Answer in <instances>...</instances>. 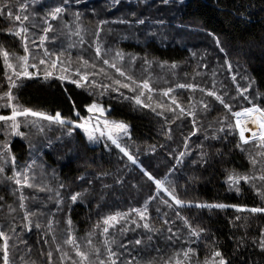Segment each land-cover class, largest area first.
<instances>
[{"label":"trees","instance_id":"obj_1","mask_svg":"<svg viewBox=\"0 0 264 264\" xmlns=\"http://www.w3.org/2000/svg\"><path fill=\"white\" fill-rule=\"evenodd\" d=\"M21 4L27 5L24 14L29 16V20L24 24L29 28L28 47L31 52L42 54L43 49L35 48L31 40L39 43L38 37L43 35V27H46L43 24L46 12L63 5L66 11L60 18H49L53 30L47 35L55 40L45 41L48 48L67 49L75 68L81 63L77 57L82 55L90 61L95 58V33L101 28L100 41L113 50L112 56L116 50L124 53V59H116L115 63L137 80L149 79L156 89L173 87L178 101L186 109L194 108L196 111L199 130L190 136L194 130L191 116L174 119L171 111L159 108L158 103L175 107L159 91L151 93L153 100L149 101L156 112L125 99L124 96L134 93L113 84L105 73H99V67L89 70L99 73L94 77L97 81L111 85L104 95H100L99 87L90 85L93 77H89L88 85L77 87L68 80L61 81L58 69L56 74L45 79L44 65L30 67V72L39 74L20 78L21 86L12 89L14 103L50 115L59 111L66 118L79 120L77 112L84 117L87 105L98 102L110 117L129 125L130 137L124 135L120 138L121 143L154 176L159 179L167 177L166 185L171 186L169 181H174L177 195L185 204L175 206L173 202V207H168L163 201H170V197L163 190L157 192L154 182L149 181L140 167L133 165L106 137L98 143H89L79 128L72 135H67V127L28 117L29 121L37 120L38 123L23 129L25 137L8 138L11 152L21 167L35 160L32 169L36 177L34 183L47 185L54 191L41 190L39 186L22 189L28 210L35 213L29 231L24 227L27 224L23 220L24 210L19 207V186L4 179L5 175H12L11 163L5 174L0 175V230L9 236L12 264H49V252L52 253V264H73L72 258L78 257H75L71 245L65 243L70 234L85 251L91 250L87 244L91 239V247L100 248L105 259L104 240L107 238L113 250L123 253L117 264H123L125 259L132 257L136 258V264H165L169 259L171 264H176V260H184L182 249L189 247L194 250L190 254V264H204L206 259H212L211 254L217 249L229 264H264V250L259 247L261 232H264V213L237 212L231 207H195L197 203L249 207L264 204L243 180L239 182V193L227 182V176L233 170L252 174L249 152L255 155L257 147L251 141L245 145L248 151L236 147L240 142L238 129L216 132L219 127L217 121L224 115H228L233 124L235 118L214 97L199 89L175 87L178 82H186L212 89L215 81V89L220 94H228L225 99L233 104V111L251 106L238 95V87L247 89L243 95L264 106V0H168L167 3L161 0H80L79 3L68 0L67 4L64 0H0V12L3 13L0 14V96L9 87L4 75L3 50L10 53L14 64L19 63L18 56L26 54L20 37L7 31L9 27H18L20 22L14 16L8 17L4 5H8L13 13H18ZM77 11L80 13L79 21L75 19ZM137 17L144 19L145 23L130 25L121 22L133 21ZM100 20L106 23L100 25ZM33 22L39 26L33 27ZM77 23L81 28L80 36L73 34ZM81 37L85 41L83 44L79 43ZM217 38L220 45L216 43ZM70 44L75 47L69 48ZM133 56L136 58L134 61ZM145 60L150 63L146 64ZM29 62H32L31 58ZM97 63L106 69L108 76L124 80L115 69L103 65L102 61ZM8 72L11 74L12 69ZM114 88H119V92L112 90ZM147 95L146 92L142 99L147 100ZM232 97L236 98L235 101L231 100ZM201 99L212 105L210 111L203 110ZM161 111L163 116L156 114ZM10 112L6 98L0 99V114ZM165 117L172 122L167 123ZM18 119L25 121L24 117ZM40 125H43V130ZM31 131L34 132L33 137L27 134ZM214 133L217 138H213ZM186 137L189 138L187 149L184 146ZM5 138L4 131L0 129V141ZM180 152H186V155L178 164L174 157ZM201 152L206 154L203 161ZM256 158L258 174L264 157ZM173 166L175 169L170 175L169 170ZM56 190L63 197L59 211L57 199L49 198L55 197ZM77 192L83 195L73 203L71 195ZM149 195L155 197L148 206L151 231L143 227L144 221H140L141 226L137 227L135 223L125 224L121 220L109 228L105 237L103 217L120 211L129 213L133 220H139L136 213L129 210L142 207ZM237 216L241 219H236ZM69 218L72 221L71 231ZM184 218L194 228L206 230L200 233L199 239L189 236ZM50 219L54 221L51 231L47 226ZM165 219L170 223L165 224ZM36 222L41 224L40 229L35 227ZM98 222L100 227H96ZM13 227L14 232L11 230ZM169 227L176 233L172 239L168 238L172 236ZM121 228L127 230L122 232ZM137 239H141L142 244L136 245ZM3 243V238H0V264H3ZM58 244L62 251L57 250ZM120 245L126 246L127 251Z\"/></svg>","mask_w":264,"mask_h":264},{"label":"snow or ice","instance_id":"obj_2","mask_svg":"<svg viewBox=\"0 0 264 264\" xmlns=\"http://www.w3.org/2000/svg\"><path fill=\"white\" fill-rule=\"evenodd\" d=\"M77 3L80 2V0H76ZM118 2V0H117ZM162 3H167L168 0H161ZM64 3L67 4L68 0H64ZM4 8L7 10L8 17L12 18L14 16V19L16 21H19L18 27H9L7 29L8 32L20 37V39L24 42V52L26 53L23 56H18V64H14L10 60V53L7 50H3V61L5 65V77L8 80V91L4 93L3 96H0V99L6 98V106L11 108L10 114H0V121L3 122L2 125H0V129L4 131L5 139L3 141H0V175L5 174L6 168L9 163H11L12 166V175L11 176H4V179L7 181L14 182L15 185L19 186L20 190V204L19 207L24 210V216L23 220L27 221V224L24 225L29 231H31L33 220L32 217L35 215V213L28 210L27 205L25 203L26 197L23 194L22 189L27 187H41V190H47L49 192L54 191L51 187H48L47 185L41 184L37 185L34 183L36 177L34 173L32 172L33 166L36 164V161L33 160L30 164H26L23 167L19 166L17 164V158L14 154L11 152V145L10 140L8 139L11 136H20L25 137V133L20 130L21 128V121L18 119L19 117H24L25 121L23 122L25 126L31 125L36 126L38 121L32 120L29 121L28 117H36L42 120H47L50 123L59 124L61 127H67V135H72L73 131L76 128L82 129L85 132L86 138L89 141V143H98L101 138L106 137L107 140H110L113 145L116 146V148L119 149L121 153L124 154L128 158L129 161L132 162L133 165H138L143 172L144 176L147 177L149 181H153L157 192L163 190L168 197H170L169 200H164L163 202L168 205V207H173V202L175 206H183L185 204V201L179 198L176 191V186L174 181H169V184L171 186L166 185L165 180L168 178L165 177V179H159L156 176H154L148 169L144 168L143 165H140L137 161L136 157L129 151L127 146L123 145L121 143V135H128L130 137L129 133V125L123 121H109L105 117V109L104 107L99 104L96 101H93L91 104L87 105V111L89 113H99L98 116H95V124H93V117L89 116L87 118L81 117L80 113L77 112L76 115L80 117L79 120L72 119L71 117H64L59 111L55 113V115H50L45 112L35 111L31 108L20 106L16 103H14V93L12 89L18 88L21 86L22 81L20 80L21 77H32L33 75H38L39 72L33 73L29 71V68H39V65H44L43 69V75L45 79H48L49 77L53 76L55 73V70H59V76L58 78L61 81L68 80L71 83L75 84L77 87L86 86L89 83V77H93V79L90 81L91 86L99 87L101 89L100 95H104L105 91H107L109 88H111L110 84L104 83L103 81H97L94 77L97 76L99 73H105L107 79H111L113 84L119 85L121 88H127L130 92H133L134 95L132 96H124L125 99H130L135 102V105L141 106L144 108H151L153 112H156V108L152 107V104L149 101L153 100V97L151 93L153 92H161L164 97H168L171 101V105H174L175 107H172L170 105H167L165 103H158L157 106L161 109H167L168 111H171L174 114V119H180L183 116H191L192 117V124H193V131L190 133L191 135H195V132L199 130V127L197 125V114L194 108H188L186 109L182 103L178 101V98L174 93L173 87H168L165 89H156L150 82L149 79H142L137 80L134 78V76L128 74L123 67L119 66L117 63H115L116 59L123 60L124 59V53L120 50L115 51V55L112 56V49L108 48L107 46L103 45L100 41V32L102 31L101 28H98L96 30L95 36L96 40L94 41L95 44V58L93 60L85 59L82 55L77 57V59L81 62L80 66H77L75 68L72 67V60H71V54L67 51V49L60 47L59 49L55 48H48L45 45V41H48L50 39L55 40L54 37L50 38L47 34L53 30V25L49 22V18L51 20H56L57 18L61 17V14L66 11L65 7L63 5H57L55 7L50 8L45 16L43 17V24L46 25V27H43V35H39V43L37 44L35 40H31V43L34 45L35 48L43 49L42 54L39 52H31L28 47L29 42V28L25 26L24 21L29 20V16L25 13V10L27 8L26 4L20 5V12L13 13L12 9L8 5H4ZM0 14H3L0 12ZM133 16H135V13H132ZM76 21L80 20V13L79 11L76 12L75 15ZM121 22H127L130 25L131 24H144V19H141L137 17V19L133 21H121ZM106 21L100 20L99 24L104 25ZM35 22H33V27H38ZM81 28L79 23L76 24V31L73 33L74 35L80 36ZM85 41L81 37L79 40L80 44H83ZM217 45H220V41L217 38L216 40ZM75 47L74 44H70L69 48ZM221 51H223V48L221 47ZM55 57V59H53ZM31 58V63L29 62ZM136 58L133 56L132 60L134 61ZM38 61V63H37ZM97 61H102L103 65H106L108 68L115 69L116 73H119L120 77H123L124 80H121L119 78H113L112 76H108L106 73V69L104 67H101ZM145 63H150L149 61L145 60ZM99 67V73L96 71H90L89 69H96ZM173 68L176 67L175 63L172 65ZM206 67V65H205ZM229 68H231V65H229ZM8 69H12L11 74H9ZM78 77V78H77ZM233 80H235V77H233ZM127 81V82H126ZM214 87L212 89H206L200 87V85L196 83H186V82H178L175 87L176 88H182V89H199L200 92L205 93L207 96L214 97L216 101H218L220 104L223 105L224 109L227 110L228 113H231V116L235 118V124L231 122L228 115H224L221 119L217 121L219 124V127L216 129V132H225V129L230 130H239V139L240 142L237 143L236 147L240 148L241 151H248L247 148H245V145L249 144V141L252 142L254 146L257 147V152L255 155H253L251 152H249V160L250 163L253 165V172L252 174L248 173H237L235 170L231 172L227 176V182L229 183L230 188H235V190L239 193L241 191V188L239 186V182L243 180L244 182L248 183L250 187L253 188V190L257 193V195L261 198L262 201H264V162H260V171L257 174L256 172V165L258 164L257 156L264 157V106H261L253 101V99L249 98L246 95H243V93L247 92V89H240L238 87L237 92L238 95H241L244 100L248 102L251 106H245L241 108L238 111H233V104L226 101L225 96H227V93L220 94L215 89V81H213ZM114 91L119 92V88L112 89ZM147 92V100L142 99V97H145V94ZM171 94V95H170ZM121 95H124L121 93ZM235 97H232L231 100L235 101ZM200 103L203 105V110L205 112L210 111L212 105L204 100L201 99ZM176 109H179V112H176ZM157 115L163 116L164 112H157ZM165 120L167 123H171V120H168L167 117H165ZM249 125H255V127H249ZM211 127V125H209ZM41 130H43V125H40ZM171 132V129H169V133ZM246 132H250V136H246ZM97 133H99V136H97ZM231 134V133H228ZM213 138H217L216 134H213ZM188 137L185 138L184 146L185 149L188 148ZM205 139H208L207 136H205ZM49 144H51V141L49 140ZM30 147L32 145L30 144ZM105 147H108L107 144H105ZM203 147V145H201ZM186 155V152H180L178 156H175L174 158L177 160V163H182V158ZM201 160L203 161L204 156L206 155L204 152H201ZM193 163H196L195 161ZM175 166H173V169L169 170V174L171 175L174 172ZM178 179V178H177ZM259 182V185H258ZM60 187H63V185H60ZM87 191V190H85ZM83 193L77 192L71 195V201L73 203L77 202L78 198L82 197ZM50 199L55 198L57 199V211L60 210L59 205L63 203V197L61 193L56 190L55 191V197H49ZM155 199L154 196L149 195L148 199L145 201V204L140 208L130 209V212L136 213V215L139 217V220H133L129 213L120 212L117 211L113 214H109L105 217H103V234L105 237L109 234V228L114 227L116 224L120 223L121 220L124 221L125 224L127 223H135L137 227H140V221H144L143 227L145 229H148L149 231L152 230L150 223L148 222V206L149 202ZM163 199V198H162ZM189 206H191L192 202H188ZM11 208V206H9ZM195 207L197 208H218V209H225V208H234L237 212H249V213H264V204L261 206H253L249 207L247 205H239V204H225V203H215V204H207V203H197L195 204ZM14 210V209H12ZM159 211V209H157ZM177 215H179V212H177ZM236 219H241L240 216H237ZM184 222L187 225L189 229V236H195L197 239L200 238V233L206 231L203 228H194L191 223L188 221L187 218H184ZM54 221L49 220L48 221V229L49 231L52 230ZM165 224H169L170 222L165 219ZM68 225H69V231H71L72 227V221L69 218L68 219ZM35 227L37 229L41 228V224L39 222L35 223ZM96 227H100V224L98 222ZM13 232L15 231V227L11 229ZM127 229L121 228V231H126ZM168 231L172 233V236H169V239H172L174 236H176V233H173L172 227L168 228ZM0 238H3V264H12L11 258H10V246H9V236L7 233H5L3 230H0ZM53 239H55V235H53ZM47 243V241H45ZM114 242V241H113ZM65 243L68 245H71L72 249L75 251V257L73 259V264H117V261L120 260L121 255L123 253H118L117 251L113 250V248L110 246L109 240L106 238L104 240L105 245V251L107 253V258H102L101 255V249L100 248H92V240L89 239L87 241V244L90 251H85L82 249V246L77 242L76 238L73 235H68ZM136 245L142 244L141 239L135 240ZM120 247L125 248V251H127L126 246L120 245ZM259 247L261 250H264V232H261V238L259 240ZM57 250L62 251L61 246L57 245ZM184 260H176V264H190V254L194 251L192 248L182 249ZM49 258V264H52V253L49 252L48 254ZM63 255L67 256V253H63ZM212 259H206L204 261V264H229V261L223 256L222 252L220 250H215L211 254ZM123 264H136V258L132 257L131 259H125L123 261ZM165 264H171V260L165 262Z\"/></svg>","mask_w":264,"mask_h":264},{"label":"rangeland","instance_id":"obj_3","mask_svg":"<svg viewBox=\"0 0 264 264\" xmlns=\"http://www.w3.org/2000/svg\"><path fill=\"white\" fill-rule=\"evenodd\" d=\"M107 112L108 111H106L105 110V117L109 120V121H112V120H115V121H119V120H116V119H114V118H112V117H110L108 114H107ZM99 115V113H89L88 111H87V114L84 116L85 118H87V117H89V116H92L93 117V124H95V119H94V117L95 116H98ZM24 121H22V123H21V128H20V130L23 132V129L25 128V129H29L30 128V125H28V126H25V124L23 123ZM82 132H83V134L85 135V132L82 130V129H80ZM27 134H30V135H32V137L34 136V132H29V133H27ZM86 136V135H85ZM97 136H99V133H97ZM124 135H121V137H123ZM13 137V136H12ZM120 137V138H121ZM101 140V139H100Z\"/></svg>","mask_w":264,"mask_h":264},{"label":"bare ground","instance_id":"obj_4","mask_svg":"<svg viewBox=\"0 0 264 264\" xmlns=\"http://www.w3.org/2000/svg\"><path fill=\"white\" fill-rule=\"evenodd\" d=\"M249 127H255V125H249ZM251 133L250 132H246V136H250Z\"/></svg>","mask_w":264,"mask_h":264}]
</instances>
